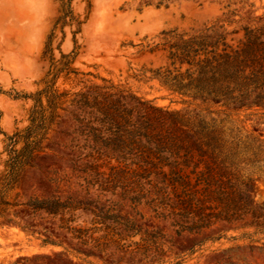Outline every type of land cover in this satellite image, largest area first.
I'll return each mask as SVG.
<instances>
[{
  "label": "rangeland",
  "instance_id": "374dc122",
  "mask_svg": "<svg viewBox=\"0 0 264 264\" xmlns=\"http://www.w3.org/2000/svg\"><path fill=\"white\" fill-rule=\"evenodd\" d=\"M257 18L264 0H0V194L10 218L0 219V264H264V241L244 230L174 234L157 192L158 147L212 117L243 162L231 185L249 179L253 204L264 203V166L251 164L264 156V111L209 116L219 107L186 90L203 59L194 44L220 25L239 37ZM97 103L139 132L97 139ZM33 142L30 159L20 156ZM95 145L106 156L91 155ZM16 159L25 163L10 188ZM189 183L203 199L202 184ZM35 200L61 211L33 212Z\"/></svg>",
  "mask_w": 264,
  "mask_h": 264
},
{
  "label": "trees",
  "instance_id": "16d2710c",
  "mask_svg": "<svg viewBox=\"0 0 264 264\" xmlns=\"http://www.w3.org/2000/svg\"><path fill=\"white\" fill-rule=\"evenodd\" d=\"M250 22L251 25L241 27L243 34L239 37L236 36V31L223 33V26L220 25L217 30L223 31L222 33H217L214 26L207 31L209 33L201 43L194 44L197 46L194 56L199 55L203 59L196 61L198 76L186 90L192 92L194 99L202 103L212 102L219 107L218 111L208 110L209 116L223 115L228 118L255 107L264 111V19L257 18ZM119 102L120 100L116 104ZM121 106L124 108L123 103ZM222 120L220 119V123ZM92 121L96 126L92 129L95 137L103 139L101 136L108 134L105 139L107 142H111L112 136L117 137L118 132L129 135L140 130L138 126L131 124L130 119L119 116L110 107H99V103ZM209 121L207 124L202 121L205 126L199 130H188L183 126L178 129L179 134L171 143L158 147L159 217L170 221L169 226L176 235L199 234L216 224H223L229 226L230 230L246 231L241 237H246L251 243L264 241V203L253 204L249 179L239 183L236 188L231 185L236 169L243 162L237 160L238 152L233 153L231 149L224 148L223 139L214 130L217 120L210 117ZM247 138L251 137H245ZM252 140L258 144V149L262 148L263 143L259 138L252 137ZM237 143L236 146L240 142ZM26 146L20 156L25 154L23 157L30 159L37 145L33 142ZM96 146L89 148L91 155L106 156L107 147ZM17 159L10 166L5 184L10 188L18 179L20 166L25 163ZM252 159L251 164L257 166L258 171L263 168L264 156L256 153ZM201 164L205 165L204 173L197 172ZM165 168L169 174L164 171ZM192 177L196 182L195 187L199 184L203 186L201 200L196 197V192L187 190L188 187L193 188L189 186ZM174 186L182 188V191L176 194ZM169 196L173 197L175 204H171ZM211 203L216 204L212 206ZM3 205L8 206L0 194V219L10 220L7 217L9 211L1 209ZM28 205L33 212L43 211L53 216L61 211L57 200H35Z\"/></svg>",
  "mask_w": 264,
  "mask_h": 264
}]
</instances>
